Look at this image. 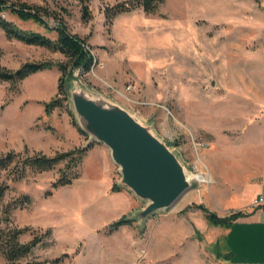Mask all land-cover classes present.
<instances>
[{
	"label": "rangeland",
	"instance_id": "rangeland-1",
	"mask_svg": "<svg viewBox=\"0 0 264 264\" xmlns=\"http://www.w3.org/2000/svg\"><path fill=\"white\" fill-rule=\"evenodd\" d=\"M6 1L41 9L44 25L19 19L9 9L1 13L20 29L56 34L51 27L60 21L93 49L94 67L86 73L74 69L72 80L63 76L62 107L69 120L75 119L70 90L80 85L135 113L190 177L206 181L192 178L173 206L140 219L137 212L146 201L120 183L111 158L109 179L94 174L85 154L79 177L56 189L51 183L63 162L28 171L6 196L30 198L12 212V222L50 234L15 262L0 254V264H189L197 251L212 259L210 252L222 250V240L210 247L208 235L220 226L195 207L182 209L203 204L224 216L249 203L264 180V0H163L154 14L137 8L116 14L111 23L104 8L122 0H88L86 18L78 0ZM0 48V65L9 69L58 57L69 62L62 53L8 39L1 29ZM11 85L0 82V153L26 148L29 155H53V147L36 151L46 142L34 135L42 124L30 123L37 113L33 107H19L22 94L10 100L19 84ZM121 216L133 220L109 232ZM30 239L29 232L20 236L21 242Z\"/></svg>",
	"mask_w": 264,
	"mask_h": 264
},
{
	"label": "trees",
	"instance_id": "trees-1",
	"mask_svg": "<svg viewBox=\"0 0 264 264\" xmlns=\"http://www.w3.org/2000/svg\"><path fill=\"white\" fill-rule=\"evenodd\" d=\"M82 4L83 17H87L88 0H78ZM163 0H122L112 6L104 8V17L107 23H111L112 18L119 13L129 12L137 8H141L145 14H154L158 6ZM9 9L19 19H31L37 23L44 25L41 17V9L33 8L26 5L8 4L6 0H0V29L4 32L8 39H15L27 45H35L58 51L68 57L69 62L52 61V60H34L23 62L17 69L12 70L0 65V82L8 81L13 87L16 83L28 75L43 69H49L53 66L60 71L58 79V87L56 95L48 102L44 103V110L49 113L54 107L62 106L66 100L67 83L63 76L67 75V80L72 78V72L77 69L79 73H86L92 66L93 60L88 51L83 48L85 40L75 34H71L66 26L60 21H56V26L51 27L57 32L55 40L50 37L32 30H23L15 26L11 21L2 17L1 13ZM49 15V13H46ZM50 28V27H49ZM2 49L0 48V54ZM71 123L77 127L80 133L83 131L78 127L75 120L70 118ZM51 129L50 127H47ZM89 143L83 147H75L68 151H56L53 155H46L42 152H34L33 155L24 151L8 150L0 153V254L8 262H15L25 257L43 237L50 234L49 229L37 234L32 227H17L12 222V212L21 209L29 203L28 195L12 197L7 199L11 183L20 181L25 177L28 171L42 172L53 169L59 163L63 162V166L58 169L56 179L51 183V188L56 189L60 186L71 184V182L80 175L79 166L86 151L91 147ZM112 186V190H115ZM50 194V191L47 193ZM197 208L203 216L214 226L228 227L235 219L245 216L248 213L239 210H231L224 216H218L216 212L210 211L203 204H190L182 209L186 212L191 208ZM133 219L121 216L115 222L111 223L109 232L118 229L120 226L130 224ZM29 232L31 239L26 242L20 241V236ZM197 233V231H196ZM220 258V254H216ZM227 259L229 257H226Z\"/></svg>",
	"mask_w": 264,
	"mask_h": 264
},
{
	"label": "water",
	"instance_id": "water-1",
	"mask_svg": "<svg viewBox=\"0 0 264 264\" xmlns=\"http://www.w3.org/2000/svg\"><path fill=\"white\" fill-rule=\"evenodd\" d=\"M70 96L74 120L88 135L87 144L105 145L121 173L120 183L146 201L138 218L173 206L189 190L191 179L176 154L135 113L89 95L80 85L70 90Z\"/></svg>",
	"mask_w": 264,
	"mask_h": 264
},
{
	"label": "crops",
	"instance_id": "crops-1",
	"mask_svg": "<svg viewBox=\"0 0 264 264\" xmlns=\"http://www.w3.org/2000/svg\"><path fill=\"white\" fill-rule=\"evenodd\" d=\"M41 33L53 40L57 38L56 32L52 34L53 32L44 30ZM58 59L53 61H62L59 57ZM20 65L10 69L15 70ZM59 77L60 71L55 66L36 71L18 82V92L13 91L14 96L10 97V100H13L22 94L19 107L29 106L37 111L30 123L36 127L42 124V132L34 135L39 136L41 140L46 139V142L44 146L37 144L36 151H46L50 147L56 151H68L75 147H83L87 141L71 123L62 106L54 107L48 114L44 111V103L50 101L57 93ZM2 82L8 83V81ZM86 155L92 158L94 174L101 175L103 172L109 179L111 170L109 149L101 143H93L86 151ZM101 158L103 166H101ZM253 195L249 203L240 207L248 213L247 215L235 219L228 227L211 230L212 234L208 235V245L214 247L222 240V250L210 252L212 259H207V256L197 251L190 257L189 264H264V206L252 205V200L258 195L264 198V180L259 182ZM216 254H220L221 257L217 258Z\"/></svg>",
	"mask_w": 264,
	"mask_h": 264
},
{
	"label": "built area",
	"instance_id": "built-area-1",
	"mask_svg": "<svg viewBox=\"0 0 264 264\" xmlns=\"http://www.w3.org/2000/svg\"><path fill=\"white\" fill-rule=\"evenodd\" d=\"M55 26H56V23L53 25V27H55ZM82 45H83V48H84L86 51H88L89 54H90L91 57H92V60H93V63H92V66H91V68H92V67H94L95 64L97 63V61H96V57H95V53H94L93 49H91L90 45H89L87 42H84ZM130 88H131V85H128V86L125 88V90H130ZM120 94H121V93H120ZM136 102H137V101H136ZM252 205H253V206H260V205L264 206V198H263L261 195H258L257 197H255V198L253 199V201H252Z\"/></svg>",
	"mask_w": 264,
	"mask_h": 264
},
{
	"label": "bare ground",
	"instance_id": "bare-ground-1",
	"mask_svg": "<svg viewBox=\"0 0 264 264\" xmlns=\"http://www.w3.org/2000/svg\"><path fill=\"white\" fill-rule=\"evenodd\" d=\"M182 56V55H181ZM184 56V55H183ZM196 178L199 181H206L202 175H196L195 177H190L188 175V179Z\"/></svg>",
	"mask_w": 264,
	"mask_h": 264
}]
</instances>
